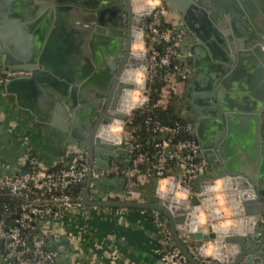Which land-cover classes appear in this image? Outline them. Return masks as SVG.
I'll return each instance as SVG.
<instances>
[{
    "label": "water",
    "instance_id": "1",
    "mask_svg": "<svg viewBox=\"0 0 264 264\" xmlns=\"http://www.w3.org/2000/svg\"><path fill=\"white\" fill-rule=\"evenodd\" d=\"M110 1L93 0L92 7L97 10L85 11L80 6L83 0H53L55 6L52 0H0V63L3 60V76L18 72L4 81L3 89L9 101H17L19 105L29 107L38 120L60 129L65 141L88 151L90 169L83 197L86 204L158 209L170 225L176 244L190 262L202 264L190 253L183 238L189 236L193 242L202 243L214 241L216 235L213 232H187L184 222L189 209L171 203L170 197L160 199L155 196L150 203H106L91 199L93 174L108 170L114 159L121 161L124 158L132 159L133 156L123 149V145L117 147L103 140L99 134L100 128L112 123L113 118H128V114L117 110L124 88L133 86L122 80V73L125 68H133L141 62L130 55L133 36L130 38V32H124L114 5L100 8ZM191 1L165 0L172 10H177L181 15L182 23L178 29L196 34L194 60L186 61L188 66L196 67V70L193 69L195 75L192 71L187 82L195 80L196 99L204 104L208 110L206 114L215 117L214 120L211 118L212 121L208 118L212 122L213 131L207 134L200 130V120L190 121L193 126L196 125L194 137L208 166L193 182V187L199 192L203 186L212 185L215 179L234 178L244 202L248 226L246 233H234L225 238L226 262L264 264V159L259 160L260 156L264 157V131L261 135L256 133L252 140L248 124L241 123L250 117L241 112H254L258 108L263 110L264 88L256 95L254 92L243 95L239 83V80L249 78L248 67L264 79V7L260 14L261 0H256L258 9L253 8L256 15L253 27L251 23H246L248 30L237 28L236 35L234 32L233 35L228 33L226 23L218 22V25L224 27V34H228L225 36L207 18L204 8L207 3L197 0L204 7L194 2L189 6ZM35 5L40 6L38 10L33 7ZM243 5L246 10H250L246 2ZM192 11L202 12L203 15L190 16L193 20L186 22L188 12ZM134 16L137 18L134 24L139 26L145 16L135 13ZM31 18L34 20L30 21ZM59 22L63 24L66 35L59 34L58 39H55L56 30H60ZM240 24L235 23L238 27ZM17 27L20 30L27 27L35 29L36 38L27 53L23 48L12 47L10 44H14L15 34L10 35L9 31H15ZM45 27L52 28L49 33L51 38L47 35L49 31L44 32ZM202 31L203 36L200 33ZM125 35H128L127 38ZM47 36L48 42L44 44V37ZM52 39L59 44L61 54L58 55V62L54 59L56 53L53 52ZM113 95V104H107ZM243 97L246 106L239 107L237 102ZM257 115L253 114V120H258ZM214 132L221 138L212 137ZM256 141L263 146L260 154L255 156ZM250 142L253 143V157L245 152ZM130 163L129 160L127 164ZM154 178L156 182L157 177ZM199 202V198L192 200L193 205ZM256 204L259 206L254 209ZM0 264H4L1 256Z\"/></svg>",
    "mask_w": 264,
    "mask_h": 264
},
{
    "label": "built area",
    "instance_id": "2",
    "mask_svg": "<svg viewBox=\"0 0 264 264\" xmlns=\"http://www.w3.org/2000/svg\"><path fill=\"white\" fill-rule=\"evenodd\" d=\"M141 8L139 12L133 9L135 14L145 18L133 29L130 53L141 62L133 68H125L122 73V80L133 86L124 88L117 110L122 111L121 105L126 95L129 97V102L130 99L132 100V105L126 112L128 118L119 119L122 129L118 131L119 141L114 142L117 147L123 145V149L133 156L130 159V165L122 164L114 159L108 170L94 173L93 178L104 173L119 174L126 178L127 189L134 187L140 175L137 168L147 161L148 148H151L156 158L151 170L145 176L157 177L156 196L160 199L170 197L171 203L189 209L184 222L187 232L192 231L189 218L193 213L198 215L201 212L206 215L203 225L209 221L211 229L216 231V227H221L219 220L222 218V213L219 215L212 203L213 199H216L215 192L221 196L233 195V200L229 202L238 212L237 215L248 222L244 202L240 198L234 178L215 179L212 185L203 186L199 192L193 187V182L208 168L202 156L201 147L194 137L193 127L181 121H163L155 111V105L152 104L151 99L153 83L160 71L164 70L163 87H166L167 91H164L167 98L175 87L170 84V76L180 74L181 77H185L181 73L180 65L174 63V60L179 57L177 43L181 32H177L172 22L163 20L162 16L166 11L164 0H154L153 4L141 6ZM134 43L139 44L140 47L134 48ZM137 68L142 73L141 81L127 80L125 78L127 72ZM161 102L164 103V101ZM135 110L145 112L144 129L155 137L153 140L150 138L144 141L131 140L127 136L126 125ZM171 164L176 167V170L172 171ZM89 169L88 151L79 149L61 168L43 167L38 160L32 159L28 169L22 168L14 174L0 176V242H2L0 256L4 264H55L59 253L53 247V240L60 235V232L65 233L68 228L88 218L90 206L92 209L98 207L86 204L84 196L78 198L72 195V187L74 184L87 180ZM219 179L224 181L217 189L215 185L216 180ZM194 198L200 199L199 204H192ZM118 200L128 202L123 196H120ZM142 212L146 213L147 210L142 209ZM151 217L165 241L160 253L162 264H192L174 242L172 229L164 220L163 213L157 210ZM201 226L202 223L197 216L195 230L197 231ZM224 234L228 236L234 232H219L220 238L215 239L214 243L216 240L224 242L225 257L223 259L226 258V262L225 238L227 236L225 237ZM183 242L187 246L192 239L187 236L183 238ZM205 244L200 249L190 247V253L202 264H220L221 255L217 257L202 253Z\"/></svg>",
    "mask_w": 264,
    "mask_h": 264
},
{
    "label": "crops",
    "instance_id": "3",
    "mask_svg": "<svg viewBox=\"0 0 264 264\" xmlns=\"http://www.w3.org/2000/svg\"><path fill=\"white\" fill-rule=\"evenodd\" d=\"M83 1L84 2L80 3V6H82L85 11L97 10L95 7H92L94 6L93 0ZM204 1L207 3L206 7L199 5L197 0H192L189 6L194 2L197 6L206 8V10H204L206 11L207 18L212 21L213 24L215 23L218 30L225 36L228 34H224V27L218 25V22L220 24L226 23L228 28L225 29L229 34L232 33V35L233 32L235 34V32H237L238 29L241 30V28L246 31L248 30L245 26L246 23H249V25L250 23L252 24L254 17H256L253 8L258 9L256 0ZM244 2H246L248 6L250 5V10H246L243 5ZM164 3L166 5V11L162 18L165 21L172 22L177 30L182 23L181 15L177 10H172L165 0ZM109 4L110 2L100 8L109 7ZM52 5H54L53 0ZM33 7L35 10H38L40 6L35 5ZM263 7L264 0H261L259 6L261 9L260 14L263 13ZM183 8L189 9V7ZM201 13L196 11H192L191 13L188 12L185 18L186 22L193 20L190 16H196L197 14L202 16L203 14ZM183 14H185V12H183ZM34 18H31L30 21H33ZM194 21L196 20L194 19ZM42 23L40 26H42ZM235 23H241V26L238 27ZM10 25L14 28L13 24ZM59 25L60 30H56L55 39H58L59 34L66 35L62 28L63 24L59 22ZM76 25H78V23ZM52 26L55 27L56 24H52ZM48 28L49 27H45L44 29L45 33L49 31L47 35L52 29ZM249 30L251 29L249 28ZM182 31L188 33L185 30H181V32ZM9 33L10 35H12V33L15 34L14 44L10 43L12 47L17 46V48H23L26 53L36 38V35H34L36 34L35 29L31 27L24 28L23 30L17 27L15 31H9ZM189 33L192 34V37L197 39L195 33ZM200 33L203 36L204 32L202 31ZM51 37L50 35V38ZM12 38L13 37H11V39ZM47 40L48 36L46 38L44 37V44L48 42ZM51 41L53 43V52L56 53L54 59L58 62L60 60L58 55L61 54L59 44L53 39ZM49 45H51V43ZM194 46L192 45L191 48L189 44L182 47L179 46L178 56L186 57L190 61L194 60ZM187 65L188 64H186V66ZM187 68H190L191 74L194 72L195 75L194 70H196V67L187 66ZM246 69L247 73H249V78L239 80L243 89L240 93L247 95L252 93L246 94V92H254L253 94L256 95L259 90L264 88V79L260 78L257 72H254L251 68L248 67ZM3 73H5V71L2 60V63H0V176L19 172L24 168L27 162L32 159L38 160L43 167L66 165L70 161L71 155L76 150H79V148L65 141L60 129L55 128L50 123L38 120L37 115L33 113L29 107L19 105L17 101H9L3 89V83L10 76L14 75L8 74L5 77ZM181 73L184 74L183 71ZM180 76L179 74V78ZM179 78V81H177L174 87V92H183L182 95L183 98H185L186 104L181 110L183 117L194 130L196 125L193 126L190 121L196 122L197 117L205 119L203 121L201 120L202 122L200 121V130L204 131L206 134L210 133L213 125H211L212 122H208V118L212 121L211 118L214 120L215 117L206 114L208 110L198 98L196 99L197 96L195 97V95L197 92L194 88L195 80L193 79L190 83L183 81V83L179 84L181 81ZM184 94H186V96H184ZM244 101V97L242 100H238L237 103L239 107L246 106ZM127 108L129 109L130 107ZM241 113L250 116L248 121L240 120L241 123L246 122L248 124L249 132H252L250 134V139L253 140L256 133L261 135L262 131H264V108L263 110L258 108V111L254 112L246 110ZM255 113L258 114V120H253V114ZM256 126H258L257 129ZM238 131L239 130H237V132ZM250 144L251 145H249V148L245 150V152L248 153L250 157H253V143L250 142ZM262 146L263 144H259V141H256L254 150L255 156L258 153L260 154ZM260 159H264L263 155L260 156L259 160ZM129 160L130 158H124L119 162L128 165L127 162ZM223 181V179L216 180L215 187L217 189L221 187ZM125 183L126 178L119 174L104 173L97 177L95 176L90 189L91 199L93 201L97 199V201L106 203L121 202L118 199H120V196H123L127 199L126 201L129 202L150 203L156 196L157 181L155 182V178L153 177L139 175L136 185L130 189L126 188ZM228 196H216V199H213L212 203L215 205L219 215L222 213L221 219L230 218V220L233 219L231 221L234 223H225L223 226L222 221L219 224L228 232H231L232 227H236L241 234L242 229H244L242 222L245 221V218L238 216V212L234 209L231 202H229V200H233V195L230 194V196ZM258 206L259 205L256 204L253 208L255 209ZM89 209L88 218L81 220L76 226L68 228L65 233L60 232V235L53 240V247L56 248L59 253L55 264H162L160 253L165 241L151 217L158 209L135 206H98L97 209H92L90 206ZM142 209H146L147 212L143 213ZM197 216L200 223H202V226L197 231L207 233V231L202 228L206 220V215L200 212ZM174 242H176L175 239ZM192 243H194L193 240ZM189 244H191V242H189ZM211 244L212 243L205 244V246H207L206 253L214 255V248H216V246ZM218 248H221V245L218 244ZM219 253L221 255L220 264H228L225 262L226 258L223 259V257H225L224 251L221 250Z\"/></svg>",
    "mask_w": 264,
    "mask_h": 264
},
{
    "label": "trees",
    "instance_id": "4",
    "mask_svg": "<svg viewBox=\"0 0 264 264\" xmlns=\"http://www.w3.org/2000/svg\"><path fill=\"white\" fill-rule=\"evenodd\" d=\"M174 63H178V60H174ZM164 70L160 71L156 76L155 82L153 83V92L151 94L152 104L155 105V111L159 115V117L165 122H174V121H181L183 123H187V120L182 115V105L179 98L176 97V93L172 92L167 100H164L162 97L164 94ZM161 101H164L161 102ZM145 112L143 110H135L131 118L129 119L126 125V134L131 140H142L145 139H154L151 134L147 133L144 129V120H145ZM155 154L148 148L147 152V161L140 165L137 168L138 174L145 175L151 170L152 164L155 162ZM63 166V165H62ZM61 165L55 166V169L61 168ZM30 167V161L24 166V169H28ZM172 171L176 170V167L171 164ZM86 187V180L80 183L74 184L72 187V195L74 197H83ZM195 242L187 245L189 249L192 246H195ZM1 253V248H0Z\"/></svg>",
    "mask_w": 264,
    "mask_h": 264
},
{
    "label": "flooded vegetation",
    "instance_id": "5",
    "mask_svg": "<svg viewBox=\"0 0 264 264\" xmlns=\"http://www.w3.org/2000/svg\"><path fill=\"white\" fill-rule=\"evenodd\" d=\"M111 5H114V7L116 8V10H117V14L116 15H118V22L120 23V25L121 26H123L124 27V32L126 33V32H130V38H132V36H133V29H134V27H135V24H134V20H136V17L134 16V12L132 11V0H112V1H110V4H109V6H111ZM131 13L133 14V15H131ZM119 25V26H120ZM177 32H181V30H179L178 31V28H177ZM127 36L128 35H125V38H127ZM187 44H189L190 45V48H191V46L193 45H196V38H194V37H192V34H190V33H186V32H181V36H180V39H179V41H178V43H177V50H178V48H179V46H186ZM131 48H132V42H131V44H130V50H131ZM178 64L180 65V68H181V70L184 72V76H186V78L185 77H181L180 76V82H179V84H181V83H183V81L185 82V81H189V78L191 77V71L187 68V66H186V61H187V58L186 57H178ZM190 67V66H189ZM185 72H186V74H185ZM183 78V79H182ZM185 78V79H184ZM179 81V80H178ZM175 90H173V92H174ZM176 93V92H175ZM183 93V92H182ZM182 93H176V97L177 98H179L180 99V101H181V105H182V107H181V109L182 108H184L185 107V98H183V95H182ZM114 95L107 101V104H109V105H112L113 104V102H114ZM199 111H200V109H199ZM101 113V112H100ZM196 115V114H195ZM98 119V118H97ZM203 121V120H205V119H203V118H198L197 117V120L196 121ZM201 121V122H202ZM209 122V121H208ZM193 130H194V128H193ZM196 131V128H195V130H194V132ZM212 137H220L218 134H216L215 132L214 133H212ZM221 138V137H220Z\"/></svg>",
    "mask_w": 264,
    "mask_h": 264
},
{
    "label": "bare ground",
    "instance_id": "6",
    "mask_svg": "<svg viewBox=\"0 0 264 264\" xmlns=\"http://www.w3.org/2000/svg\"><path fill=\"white\" fill-rule=\"evenodd\" d=\"M135 10L137 12H139V11H141V8L138 7V8H135ZM135 45L137 46V44H135ZM135 48H137V47H135ZM129 71L127 72V76L125 77L127 80H129V81H133V80L141 81L142 73L138 68L135 70H129ZM131 105H132V100L130 99V102H129V97H127V95L124 96L123 101H122V105H121L122 111H120V112L125 114L127 112V110H129L127 107H131ZM119 119L120 118H117L116 120H112V123L110 125L102 126L100 128L99 134L103 140L108 141V142H112V143L119 141L120 136L118 134V131H120L122 129L121 121ZM225 179H230V178L225 177ZM196 217H197V213H193V215L189 218V224H190V228H191L190 230H192V231H196L195 230ZM242 225L244 226V229H242L241 234H244L247 231L248 223L247 222L245 223V221H243ZM216 231H218L220 233H227L228 232L227 230L223 229L222 227H216ZM231 232L238 234L240 231L236 227H232ZM218 244L221 245V248H218ZM211 245L216 246V248H214V253H215L214 255L219 257L220 256L219 252L221 250L223 251V249H224L223 248L224 242L223 241L220 242L219 240H216L215 243L211 244ZM206 247L207 246H204L202 248V253H206Z\"/></svg>",
    "mask_w": 264,
    "mask_h": 264
},
{
    "label": "rangeland",
    "instance_id": "7",
    "mask_svg": "<svg viewBox=\"0 0 264 264\" xmlns=\"http://www.w3.org/2000/svg\"><path fill=\"white\" fill-rule=\"evenodd\" d=\"M154 3V0H132V8L135 10V8H138V7H140L141 8V6L142 7H146V6H148V5H151V4H153ZM142 9V8H141ZM135 44H137V43H134V48L135 47H140V45L139 44H137V46L135 45ZM178 78H179V76H178V74H173V75H171L170 76V84L171 85H173V86H175L176 85V83H177V81H178ZM166 87H164V90L165 91H167L166 89H165ZM165 91H164V93H165ZM164 96V99H166L167 100V95H166V93L163 95ZM214 195H216V196H221V195H219V193H217V192H215L214 193ZM227 216V215H226ZM247 217V216H246ZM231 220H233V219H231ZM230 220V218L229 219H227V218H225V219H221V220H219V223L220 222H222L223 221V223H222V225L224 226L225 225V223L226 224H232V223H234L233 221H231ZM210 222L208 221L207 222V224H204L203 225V230L204 229H207V233H211V232H213V233H215V239H218V238H220V236H219V232H216L215 230H213V229H211L210 228ZM224 236L226 237L227 235L226 234H224ZM222 238V237H221ZM196 243V246H195V248H198V249H200L201 248V246H203V244H205V243H212V244H214V241H204V242H202V243H197V241L195 242Z\"/></svg>",
    "mask_w": 264,
    "mask_h": 264
}]
</instances>
